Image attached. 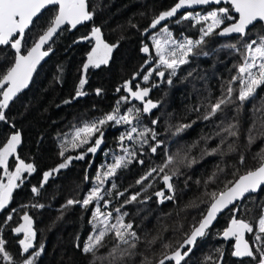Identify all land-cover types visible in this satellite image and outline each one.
Wrapping results in <instances>:
<instances>
[{
    "label": "trees",
    "instance_id": "1",
    "mask_svg": "<svg viewBox=\"0 0 264 264\" xmlns=\"http://www.w3.org/2000/svg\"><path fill=\"white\" fill-rule=\"evenodd\" d=\"M177 1L87 0L92 19L73 33L66 28L57 35L47 47L52 48L54 53L38 70L30 88L9 108L3 109L6 119L0 121V149L12 135L19 134L20 143L10 160V167L23 161L32 164L35 169L31 173L23 172L21 186L15 190L9 206L0 213L1 239L5 241V248L15 264H20L25 257L33 259L34 264H90L92 257L83 254L77 245L82 246L88 236L94 234L95 208L100 206L103 212L111 211L115 217L118 214L114 209L122 204L121 212L127 213L125 223L133 224L132 230L140 241L137 248L132 250L136 253L134 256L125 257L116 264H142L145 257L156 264L164 254L179 248L192 228L198 226L202 214L206 213L212 202V192L219 193L226 186L230 187L232 184L229 182L234 183L239 176L259 165L264 137L256 135L253 130L256 140L249 145L248 129L260 115L254 113V107L261 108L264 87L257 90L255 98L246 102L239 115L236 111L237 101L210 120L202 117L209 100L215 103L224 95L225 82L237 75L236 66L242 62L240 52L228 45L234 44L242 52L244 42L264 36V26L257 24L244 37L220 39L214 32L205 38L206 43L202 46L209 55L189 56V63L181 65L174 77L166 71L165 77L161 78L154 71L149 80L143 82L144 75L157 62L150 43V36L155 31L167 27L172 38L177 40L198 39L200 36L199 29L203 25L194 26L192 21L183 20L181 15L161 21L156 28L151 27L152 21L174 7ZM218 8L210 7L198 12ZM50 9L53 10L44 11L26 32L21 46L22 54L47 30L55 15V7ZM177 20L180 22L177 23ZM232 22L226 21L222 27ZM93 28L101 30V39L113 49L107 64L85 71L83 66L95 45ZM145 46L149 47V53L142 51ZM14 60L15 54L9 46L0 48V78ZM81 79L86 83L80 89L84 95L78 97L76 92ZM168 79L172 80L171 84L167 82ZM127 81H130L133 91L149 88V95L145 98L156 103L157 107L150 113H143V102L126 94L124 85ZM234 87L238 88L239 85ZM117 107L121 115L127 114L128 109H139V125L135 121L133 125L110 121L102 126V143L96 153L86 150L94 145L99 132L91 137L90 143L73 148L77 128L113 114ZM196 108L200 110L196 111ZM237 121L240 125L239 139L223 131L230 123ZM256 122L259 124L258 120ZM184 124L191 127L174 134L177 127ZM134 125L138 129H152L157 133L155 139L148 135L144 138L147 143L142 145L141 138L128 141L125 136L121 143L120 137ZM222 139L225 142L222 143ZM76 143L79 144V141ZM157 144L156 153H152L151 146ZM229 145L236 150L230 151ZM122 147L135 152V156L130 157L133 162L127 168L118 169L115 176L101 184L97 176L107 171L114 157L124 155ZM216 148L220 151L208 154ZM80 155L84 159L75 158ZM169 156L173 157V163L163 173L155 172L143 183H136L149 169L163 165ZM241 156L244 158L243 164L240 163ZM140 160L143 164L138 162ZM193 160L196 162L190 164ZM61 163H66L67 167L53 175V169H57ZM177 169L178 175L171 180L174 186L172 194L166 193L167 196H174V200L160 203L155 193L163 189L162 177L164 173L171 175ZM46 172L52 175L45 183L43 176ZM113 183L116 189L111 187ZM148 184L152 187L145 190ZM97 186L102 192L108 191L112 195L105 196L99 202L93 201L87 207L80 203L67 205L70 199L82 201ZM33 188H37L38 192L34 193ZM119 192L124 195L119 196ZM132 195H137V201L124 203ZM105 201L108 202L107 207H104ZM262 205L264 190L247 197L239 205V210L225 212L207 234L198 239L192 253L182 264H217L221 257L222 264H258V252L256 259L235 260L232 255L233 243L223 242L221 235L234 217L251 223L255 233ZM24 215L30 217L35 232L34 247L28 254L22 252L20 235L14 233ZM254 233H247L250 244L254 242ZM157 235L161 238L148 245L147 241ZM117 243L109 234L104 241L106 246L97 255L107 257ZM165 244L172 247L165 248ZM217 249L222 250V256ZM36 252H40V255L35 256ZM209 256L211 260H206ZM0 264L8 262L0 256ZM96 264H108V260H97Z\"/></svg>",
    "mask_w": 264,
    "mask_h": 264
},
{
    "label": "snow or ice",
    "instance_id": "2",
    "mask_svg": "<svg viewBox=\"0 0 264 264\" xmlns=\"http://www.w3.org/2000/svg\"><path fill=\"white\" fill-rule=\"evenodd\" d=\"M213 3L217 5L222 3L227 4L230 5V8L220 7L218 10L211 11L203 16L186 13L182 17L183 20H193L194 26L202 24V22L206 24V26H202L199 29L200 36L198 39L185 38L182 42H178L172 38V33L167 27L163 28L162 39L153 38L155 55L158 58L157 69H163L156 70V75L164 78L165 72L168 71L169 75L174 77L177 74V69L181 65L189 63V56L201 54L205 56L209 55L208 52L203 51L202 46L206 43L205 38L211 36L214 32L219 36L236 33L239 34L240 37H244L249 31H251V28L255 27L257 24L264 23V0H178L174 7L161 13L156 19H154L151 27L156 28L161 21L176 16L178 10L181 8H191L196 5H208ZM49 6L56 7L55 15L50 20L47 30L39 36L38 41L35 42L34 46L27 52V55H21V46L26 30L34 25L36 18L41 15L42 10H53L50 9ZM232 13H235L236 15L234 16ZM92 15L87 0H0V45H10L16 52L14 64L11 67H8L6 73L2 74V78H0V88H4V86L7 85L6 90L2 93L3 99L0 100V121L6 119L3 109H6L9 106V101H11L23 88L27 87L37 64L43 57L49 54L48 51H41L43 45L57 33L61 26L69 25L72 28H75L78 24L91 20ZM226 21L233 22L227 26L221 27L222 25H225ZM176 22L179 23L180 20H177ZM216 29L221 30L216 32ZM92 36L95 38L96 44L88 56V62L83 66L85 71H87L89 65L99 67L101 64L107 63L108 56L112 52V46L101 39V30L99 28H93ZM228 47L232 48L234 51L240 52L242 62L236 66L237 75L225 82L223 88L224 95L220 96L215 103H212L209 100V103L205 106V112L202 117L204 120H210L212 117L216 116L218 112H223L224 108L231 104H235L237 101L239 103L237 104L236 111L239 115L246 102L255 98L257 90L264 87V36L259 37L258 40L253 39L249 42H244L242 52L234 44L228 45ZM197 49H200V51H197ZM142 51L149 53V47L145 46ZM151 75L152 72L144 75L143 80L147 82ZM167 82L171 84L172 80L168 79ZM85 83L86 81L81 79L80 87L76 92L77 96L84 95L80 89H83ZM236 84L239 85L238 88L234 87ZM124 87L130 93L132 98L143 102V113H148L151 109L157 107V104L153 103V101H145V97L149 95V88L139 89V86H137L139 90L133 91L127 83ZM117 91H119V89H117ZM206 99L208 98L206 97ZM195 110L199 111L200 109L196 108ZM139 111V109H128L127 114L121 115L119 114V107H117L113 114H108L104 118L95 122L85 123L83 127L75 130L72 141L73 148L90 143L91 137L99 132L100 136L95 139L94 145L86 150L93 154L96 153L102 143V126L110 121L115 124L124 123L127 125H133V122L135 121L136 125H139ZM254 113H260V115L256 117L252 126L248 129L249 145L255 142L256 135L264 137V100H262L261 108L254 107ZM257 120L259 121V124H257ZM153 123H156V121H153ZM188 127H191V125H180L177 127L176 133L174 134H179ZM253 130L256 131V135H253ZM223 131L228 133L230 137H236L239 139V121L236 123H230L223 129ZM148 135H151V137L155 139L157 133L149 128L138 129V127L134 125L127 130L125 135L120 137V140L121 143H123L125 136L128 141H134L136 137H139L141 138V144L143 145L147 143L144 138ZM217 135H221V133H217ZM20 139L19 134L12 135L3 148L0 149V167H3L5 172H7L8 168V158L15 153L17 145L20 143ZM77 141H79V144L76 143ZM221 142L223 143L225 141L222 139ZM158 147L159 144L151 146V152L156 153ZM121 150L124 155L114 157V162L108 166L107 171L103 172L102 175L97 176V180L100 181L101 184L108 178L115 176L118 169L127 168L128 165L133 162L130 157H134L135 152H130L126 147H122ZM229 150L235 151L236 149L233 145H229ZM219 151L218 148L212 149L208 154H216ZM61 155L63 156V152H61ZM259 157V165L239 176L234 183L229 182L232 186H226L225 189L219 193L212 192L210 194L212 202L208 207L206 214H202V219L198 222V226L192 228L191 232L186 235L183 242L179 244V248L175 249L170 254H164L158 264H165L166 261H172L174 264H182V261H185V259L192 253L197 239L204 237L207 234V229L212 225V222L216 219L219 212L229 208V205H234V208L229 209L230 211H237L240 206L236 204V201L245 199L246 194L264 190V149L259 153ZM75 158L84 159V156L80 155ZM185 159H187V157H185ZM138 162L143 164L142 160ZM195 162L196 161L193 160L190 164ZM172 163L173 157L169 156L163 165L149 169L144 176L136 181V183H143L144 180H147L148 177H151L155 172L163 173L164 169ZM181 163H183V161H181ZM240 163H244L243 156L240 157ZM65 167H67V164L61 163L59 167L53 169V171L58 172ZM33 171H35V169L32 164H25L23 161H20L15 172L7 173L8 183H0V210L4 209L11 200L12 190L17 187L16 182L21 179V173H31ZM178 173V169L171 175L164 173L162 182L169 191H173L174 186L171 183V180L172 177L178 175ZM51 175V172L44 173L43 180L45 183ZM197 183H199V181H197ZM42 186L43 185H41V187ZM111 187L116 189L117 186L113 183ZM150 187H152L151 184L146 185L145 190ZM32 191L36 193L38 192V189L33 188ZM110 195H112L111 192H102V189L97 186L93 188L90 194L82 201H73L70 199L67 201V205L71 206L80 203L82 206L87 207L93 201L99 202L104 200L105 196ZM118 195L123 196L124 193L119 192ZM155 195L161 198L159 201L160 203H163L164 200H174V196H165L163 191H157ZM137 198V195H132L130 198L126 199L124 203L135 202L137 201ZM107 205L108 202L105 201L104 207H107ZM39 207H43V205H39ZM122 207L123 204L114 209L118 214L115 217L111 211L103 212L100 206L95 208V212L93 213V220L95 221L93 224L94 234L89 235L87 242L82 246L77 245L83 254L92 257L90 264H96L97 260L103 261L105 259L108 260V264H116L117 261L136 254L132 250L137 248L140 237L132 230V223H125L124 217L127 213L121 212ZM8 219H11V217H8ZM23 220L25 221V224L15 228L14 231L16 233H24V238L21 239L19 243L22 246V252L28 254L29 250L34 247L33 239L35 237V232L32 230V221L30 217L24 215ZM245 233H254V226L243 219L237 218H233L231 220V225L223 232V238L225 240L230 237L235 238V250L232 255L237 257H252L253 259H256V253L258 252V264H264V235H262L264 234V205L261 206V215L258 218V233L255 234V242L260 246L256 247L255 252L249 243L244 240ZM109 234H111L113 239L118 243L112 247L107 257L98 256L97 253L99 250L106 246L104 241ZM160 238L161 237L157 235L151 240H148L147 244H154ZM120 245H125L127 247L121 248ZM164 247L170 248L172 246L170 244H165ZM217 252H220L222 256L221 249H217ZM39 255L40 252L35 253V256ZM0 256H2V259L8 262V264H15L12 256L5 248V241L3 239H0ZM206 260H211V257H206ZM20 264H34V261L33 259L25 257ZM142 264H152V262L145 257Z\"/></svg>",
    "mask_w": 264,
    "mask_h": 264
},
{
    "label": "water",
    "instance_id": "3",
    "mask_svg": "<svg viewBox=\"0 0 264 264\" xmlns=\"http://www.w3.org/2000/svg\"><path fill=\"white\" fill-rule=\"evenodd\" d=\"M219 6H227V4H219V5H217V4H208V5H196V6H193V7H191V8H181V9H179L178 10V12H177V15H179V14H183V13H186V12H192V11H198V10H201V9H205V8H209V7H219ZM228 6H230V5H228ZM51 7H56V6H49V8H51ZM47 9H45V10H42V13L44 12V11H46ZM41 13V14H42ZM234 16L236 15L235 13H232ZM37 19V18H36ZM90 20H88V21H84V22H82L81 24H78L75 28H72L71 26H69V25H64V26H61V28L57 31V33L56 34H54L53 35V37L47 42V43H45L44 45H43V47L41 48V51H48V55L47 56H45V57H43L41 60H40V62L37 64V66H36V69H35V71L33 72V74H32V77H31V79L29 80V82H28V85H27V87H25V88H23L11 101H9V106L7 107V108H9L10 106H11V104L20 96V95H22L24 92H26L29 88H30V86H31V84H32V81H33V79H34V77H35V75H36V73L38 72V70L45 64V63H47V61L49 60V58L52 56V54L54 53V50L51 48H47L48 46H50L51 44H52V42L56 39V37H57V35L62 31V30H64V29H68L69 30V32L70 33H73L74 31H76L77 29H79L80 27H82V26H84L85 24H87L88 22H89ZM263 26H264V23H261ZM30 28H31V26H30ZM29 28V29H30ZM29 29H27L26 30V32L29 30ZM237 36H240L239 34H236V33H233V34H230V35H225V36H219L218 35V37L220 38V39H227V38H230V37H237ZM38 41V39L36 40V42ZM35 44V43H34ZM34 44L28 49V51L34 46ZM6 46H10V45H0V48L1 47H6ZM10 48H11V46H10ZM11 50H12V52L15 54V56H16V52H15V49H12L11 48ZM27 51V52H28ZM27 52L26 53H24V54H22V53H20L21 55H27ZM15 61V60H14ZM14 64V63H13ZM128 85H130V81H127L126 82ZM125 83V84H126ZM6 88H7V85H5L4 86V88H0V100H2L3 99V96H2V93H3V91L4 90H6ZM130 95V94H129ZM6 108V109H7ZM18 182L19 181H17L16 183L18 184ZM8 183V182H7ZM161 183L163 184V182H162V180H161ZM232 186V185H231ZM16 189V187L15 188H13V190H12V194H13V192H14V190ZM161 191H163L165 194L166 193H169V194H172V191H169L166 187H165V185L163 184V189L161 190ZM260 191H258V192H256V193H249V194H246V198L247 197H250V196H255V195H257L258 193H259ZM245 198V199H246ZM245 199H243V200H238V201H236V204L237 205H240ZM11 201V200H10ZM10 201L8 202V204L5 206V208L4 209H6L8 206H9V204H10ZM232 208H234V205H229V208H226V209H224V210H222L221 212H219L218 214H217V216H216V219L212 222V225L207 229V231L209 230V229H211L214 225H215V223L217 222V220L219 219V217H221L225 212H227L229 209H232ZM4 209H2V210H0V213L4 210ZM206 214V213H205ZM235 218V217H234ZM231 225V222H230V224L227 226V228L229 227ZM226 228V229H227ZM225 229V230H226ZM224 230V231H225ZM246 236H247V233H245V235H244V240L245 241H247V238H246ZM199 239V238H198ZM198 239H197V241H198ZM221 239H222V241L223 242H225V243H229V242H232L233 243V251L235 250V244H236V241H235V238L234 237H230L229 239H227V240H225L224 238H223V233H222V235H221ZM248 242V241H247ZM249 243V242H248ZM249 245L252 247V245L249 243ZM186 250V249H185ZM233 258L235 259V260H237V261H245V260H248V259H250L251 257H237V256H233ZM159 262V261H158ZM158 262L156 263V264H158ZM183 262V261H182ZM170 263H173L174 264V262H172V261H166L165 262V264H170ZM217 264H222V257L219 259V261H218V263Z\"/></svg>",
    "mask_w": 264,
    "mask_h": 264
},
{
    "label": "rangeland",
    "instance_id": "4",
    "mask_svg": "<svg viewBox=\"0 0 264 264\" xmlns=\"http://www.w3.org/2000/svg\"><path fill=\"white\" fill-rule=\"evenodd\" d=\"M220 7V6H219ZM219 9V8H218ZM218 9H211V10H208V11H205L204 13H200V12H195V13H193V12H189V13H191L192 15H196V14H199V15H201V16H203V15H207L209 12H211V11H214V10H218ZM184 15V14H183ZM183 15H181V18L183 17ZM190 21H192L193 23H194V21L193 20H190ZM202 25L203 26H206V24H204L203 22H202ZM222 27V26H221ZM162 28V27H161ZM221 29H216V31H220ZM158 38V39H162L163 38V29H159L158 31H155L151 36H150V43L152 44V50H153V53H154V56L156 57V55H155V47H154V44H153V38ZM174 39V38H173ZM175 40H177V39H175ZM184 39H181V40H177L178 42H182ZM95 44H96V41H95ZM94 47H95V45H94ZM113 49V48H112ZM92 52V51H91ZM110 56H111V53L109 54V56H108V60H107V62L109 61V59H110ZM156 59H157V62H156V64L153 66V68H150L148 71H147V74L149 73V72H154V71H156V69H157V64H158V58L156 57ZM88 62V58H87V61H86V63ZM105 64H107V63H104V64H101V65H105ZM100 65V66H101ZM90 67H92V68H97V67H94L93 65H89V67L88 68H90ZM143 82H145L144 80H143ZM78 97H82V95L81 96H78ZM147 99L145 98V101H146ZM153 109H155V108H153ZM153 109H151L150 110V112L153 110ZM150 112H148V113H150ZM11 138V137H10ZM19 145V144H18ZM18 145H17V147H18ZM16 150H17V148H16ZM15 153H16V151H15ZM15 153H13L11 156H9V158H8V168H7V172H5V170H4V168L3 167H0V181H3V179H5V182L3 183V182H1V183H3V184H6V182H7V180H8V175H7V173H10L9 171H10V160L12 159V157H14L15 156ZM19 166V164H15V170H16V167H18ZM64 169V168H63ZM60 170H62V169H60ZM57 172H53V175H55ZM25 224V221L23 220V218H22V221H21V223H20V225L18 226V227H20L21 225H24ZM17 227V228H18ZM31 227H32V225H31ZM32 230H33V228H32ZM14 233H15V235L16 234H19L20 235V237H21V239H23L24 238V233L23 232H21V233H16L15 231H14ZM256 233H258V228H257V230L255 231V233H254V242H252L251 244H252V247L254 248V249H256V247H259L260 245H258V244H256V242H255V234ZM33 245H34V239H33ZM33 249V248H32ZM31 250V249H30ZM29 250V251H30Z\"/></svg>",
    "mask_w": 264,
    "mask_h": 264
},
{
    "label": "flooded vegetation",
    "instance_id": "5",
    "mask_svg": "<svg viewBox=\"0 0 264 264\" xmlns=\"http://www.w3.org/2000/svg\"><path fill=\"white\" fill-rule=\"evenodd\" d=\"M177 2H178V1H177ZM227 6H228V5H227ZM220 7H224V6H220ZM209 8H210V7H209ZM201 10H202V9H201ZM198 11H200V10H198ZM198 11H192V12H198ZM186 13H189V12H186ZM186 13H183V14H186ZM183 14H179V15H183ZM176 15H177V14H176ZM9 47H10V46H9ZM48 49H49V48H48ZM27 51H28V50H27ZM129 86H130V85H129ZM125 90H126V89H125ZM126 94L129 95L130 93L126 90ZM129 96H131V95H129ZM15 164H16V163H15ZM15 164L13 163L12 166L9 168V169H10V171H9L10 173L15 172V169H14V168H15V167H14ZM22 180H23V172L21 173V179L19 180L16 189H17L18 187L21 186V184H22V182H23ZM1 182L4 183V182H5V179H3V181H0V183H1ZM7 182H8V180H7ZM7 182H6V184H7ZM16 189H15V190H16ZM15 190H14V192H15ZM14 192H13V194H14ZM13 194H12V196H13ZM165 196H167V195L165 194ZM11 199H12V198H11ZM160 199H161V198L158 197V200H160ZM0 231H1V230H0ZM0 239H1V232H0Z\"/></svg>",
    "mask_w": 264,
    "mask_h": 264
}]
</instances>
